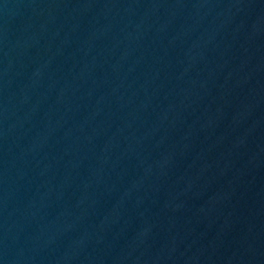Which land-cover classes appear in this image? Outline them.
I'll list each match as a JSON object with an SVG mask.
<instances>
[{
	"label": "water",
	"instance_id": "1",
	"mask_svg": "<svg viewBox=\"0 0 264 264\" xmlns=\"http://www.w3.org/2000/svg\"><path fill=\"white\" fill-rule=\"evenodd\" d=\"M0 264H264V0H0Z\"/></svg>",
	"mask_w": 264,
	"mask_h": 264
}]
</instances>
